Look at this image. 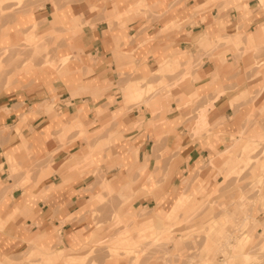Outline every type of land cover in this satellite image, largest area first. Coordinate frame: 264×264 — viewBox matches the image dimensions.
Listing matches in <instances>:
<instances>
[{
    "label": "clouds",
    "instance_id": "clouds-1",
    "mask_svg": "<svg viewBox=\"0 0 264 264\" xmlns=\"http://www.w3.org/2000/svg\"><path fill=\"white\" fill-rule=\"evenodd\" d=\"M0 264H264V0H0Z\"/></svg>",
    "mask_w": 264,
    "mask_h": 264
}]
</instances>
